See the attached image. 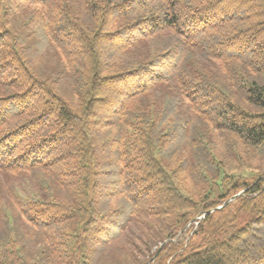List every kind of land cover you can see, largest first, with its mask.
Returning <instances> with one entry per match:
<instances>
[{"label": "trees", "instance_id": "trees-1", "mask_svg": "<svg viewBox=\"0 0 264 264\" xmlns=\"http://www.w3.org/2000/svg\"><path fill=\"white\" fill-rule=\"evenodd\" d=\"M250 153L264 0H0V264H264Z\"/></svg>", "mask_w": 264, "mask_h": 264}, {"label": "rangeland", "instance_id": "rangeland-1", "mask_svg": "<svg viewBox=\"0 0 264 264\" xmlns=\"http://www.w3.org/2000/svg\"><path fill=\"white\" fill-rule=\"evenodd\" d=\"M18 21L15 22V24L13 25L14 30L20 34L23 38V40L28 43L29 41L27 39L24 38V33L21 29L18 28ZM32 50V49H31ZM55 57L51 54L45 55V56H32V65L34 66L35 70L40 74V75H47L50 77H53L57 71L59 70V66L58 64L55 62L56 59H54ZM62 83V84H61ZM59 85V91L65 96V97H69L72 98V93L70 91V89L66 86L67 84L61 82ZM244 161L243 163H239V162H234V165H238L241 164V168H245L249 167V169H254V170H258L260 172H264V161L260 160L258 157L251 155V153L249 154V156H245L243 157ZM256 168V169H255ZM135 219V218H130L127 220V223L125 225V231L126 233L122 235L123 239H126V235H130L132 236L133 240H135L137 243H141L140 241V237H145L146 236V232L148 229V225L145 223L146 219ZM143 223V224H141ZM133 230V231H131ZM140 235V237H139ZM139 237V238H138ZM155 247H152V250Z\"/></svg>", "mask_w": 264, "mask_h": 264}, {"label": "water", "instance_id": "water-1", "mask_svg": "<svg viewBox=\"0 0 264 264\" xmlns=\"http://www.w3.org/2000/svg\"><path fill=\"white\" fill-rule=\"evenodd\" d=\"M241 192H242V191L238 192L236 195L240 194ZM236 195H233L230 199H233ZM230 199H229V200H230ZM229 200H226V201L224 202V204L227 203ZM220 207H222V205L217 206L216 208H220ZM164 242H165V241H164ZM164 242H163V243H164ZM153 258H154V256H153L151 259H153Z\"/></svg>", "mask_w": 264, "mask_h": 264}]
</instances>
